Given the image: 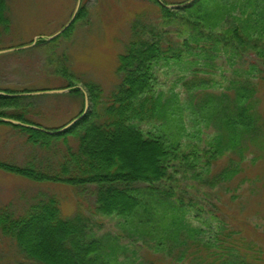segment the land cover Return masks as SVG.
Wrapping results in <instances>:
<instances>
[{
    "label": "trees",
    "instance_id": "16d2710c",
    "mask_svg": "<svg viewBox=\"0 0 264 264\" xmlns=\"http://www.w3.org/2000/svg\"><path fill=\"white\" fill-rule=\"evenodd\" d=\"M150 1L156 5L154 16L136 14L129 39L118 54V80L113 90L106 93L95 81L79 80L68 67L61 71L66 81L59 88L83 95L78 82H84L90 102L87 113L66 131L49 133L33 128L58 130L66 124L44 126L29 110L37 107L34 97L11 95L35 90L4 85L0 68V125L20 129L25 142L57 158V163L45 165L47 171L35 159L34 166L0 159V170L35 181H60L76 187L80 194L86 185H94L95 212L123 219L134 241L141 240L164 254L177 251L179 261L264 264L259 243L241 236V230L231 227L215 209H209L204 217L201 203L186 202L177 193L179 174L202 178L203 173H211L212 162L226 151L245 152L248 145L243 144L247 141L264 149V117L258 105V86L264 81V0H194L176 8L164 4L188 0ZM13 2L0 0V49L3 34L12 26ZM89 11L85 0L74 22L57 38L71 35L87 20ZM46 43L42 38L35 46ZM26 44L30 43L18 46ZM221 57L228 68L218 65ZM172 64L195 75L219 68L226 81L224 85L219 82L223 91L206 93L199 104L205 122L218 127L216 137L208 141L210 147L202 152L186 151L179 132L175 135L174 125L179 124L183 111L177 98L162 101V92L156 93L155 69ZM199 80L193 83L197 89L210 85L208 80ZM3 117L30 126L5 122ZM155 118L167 121L160 124L163 133L140 126ZM238 172L237 165H230L207 182L215 187ZM139 183L144 186L139 187ZM193 210L194 218L206 223V228L188 220L187 214ZM213 221L218 224L216 229ZM88 229L87 216L81 212L64 216L59 199L53 195L33 201L22 212H16L12 204H0V236L12 241L20 252L22 259L16 264H149L127 255L119 260L118 251L123 246L117 243L118 237H97Z\"/></svg>",
    "mask_w": 264,
    "mask_h": 264
},
{
    "label": "rangeland",
    "instance_id": "374dc122",
    "mask_svg": "<svg viewBox=\"0 0 264 264\" xmlns=\"http://www.w3.org/2000/svg\"><path fill=\"white\" fill-rule=\"evenodd\" d=\"M77 2L78 0H14L10 11L12 26L2 36L1 49L31 43L39 35L47 37L54 34L71 19ZM86 3L90 10L87 20L78 24L68 37H56L53 42L47 40L48 44L0 53V68L4 71L3 84L16 89H34L33 92L43 91L45 88L62 89L59 87L66 80L60 73L68 67L79 80L95 81L102 85L106 93L113 90L118 80L115 74L118 54L129 39L136 14L147 13L154 16L156 5L150 0H86ZM53 44L55 47L50 48L49 45ZM217 63L228 68L224 57L218 59ZM198 67L203 68L201 65ZM211 69L217 72L199 71L195 75L177 64L160 65L155 69L156 93L162 92V101L176 97L175 100L183 106L180 122L174 128H177L175 135L179 132L177 136L186 151H204L210 147L208 141L218 134V127L214 123H206L202 118L199 106L206 93L219 94L224 90L219 85L220 81L223 85L226 84L220 69ZM229 73L226 72L227 75L231 74ZM200 78L210 83L206 89L194 87L193 83L200 81ZM84 82H78L84 89L83 95L70 92L26 95L34 97L33 102L37 105L29 110L46 127L56 128L68 124L85 109L87 90ZM258 87V105L264 117V81ZM175 115L178 116V113ZM162 122L167 121L155 118L140 126L145 131L163 133L165 130L161 128ZM19 130L10 125H0L1 160L21 165L28 162L27 165L34 166L35 159L42 164V170H46L47 163L55 160L57 163V158L52 153L25 142L26 138L24 140ZM70 140L75 146L74 141ZM243 146H247L243 153L230 149L218 156L212 162L211 173H203L202 178L179 174L180 189H177V193L186 202L192 200L201 203L204 207L201 214L204 217L209 209L223 214L231 227L240 229L241 236L256 241L264 251V149L251 141L245 142ZM230 165L239 167V172L233 178L215 187L207 182V179L218 176ZM138 186L142 187L144 184L139 183ZM93 190L94 185H86L80 194L76 187L60 181H35L0 170V204H12L16 212L25 211L39 198L45 199L53 195L59 199L64 216L77 212L87 216L90 227L88 231L95 236H117V243L123 246L118 251L119 260L127 255L130 258L138 257L149 264L189 263L187 258L184 261L177 260V251L164 254L141 240L134 241L131 232L123 225V219L95 212V196L91 193ZM195 214L196 211H190L187 214L188 220L195 226L206 228V223L194 218ZM217 225L216 221L212 222L214 229ZM20 255L12 241L0 236V264H16L22 259Z\"/></svg>",
    "mask_w": 264,
    "mask_h": 264
},
{
    "label": "water",
    "instance_id": "95a60500",
    "mask_svg": "<svg viewBox=\"0 0 264 264\" xmlns=\"http://www.w3.org/2000/svg\"><path fill=\"white\" fill-rule=\"evenodd\" d=\"M193 1L194 0H188V1L184 2L183 4H164V3L163 4L166 7H169V8H176V7H180V6H187L190 3H192ZM81 3H82V0H78L77 6H76V10H75L74 14L72 15L71 19L68 21V23L63 28H61L60 30H58L54 34H52L50 36H47V37L39 35V36L35 37L34 40L30 44H26V45L19 46V47L0 49V53H5V52L11 51V50H18V49H23V48H26V47H30V46L36 45L37 42L40 39H42V38H45L46 40H53L56 37L60 36L76 19V16H77V13H78L79 8L81 6ZM80 88L82 90H84L82 87H80ZM70 90H71L70 88H62V89H54V90H43V91H38V92H21V93L11 94V95L26 96V95H34L36 93H66V92H69ZM85 96H86V98H85L86 101H85V109H84L83 113L80 116H78L75 119H73L68 124H66L65 126L59 128L58 130H46V129H44L42 127H39V126H36V125H32V127L33 128H37V129L45 130V131H47L49 133H59V132L66 131L67 129H69L71 126H73L80 118H82L87 113L88 108H89V99H88L87 95H85ZM1 119L3 121H5V122H10V123H14V124H18V125H22V126H26V127L30 126L27 123H24V122H22L20 120H16V119H13V118L3 117Z\"/></svg>",
    "mask_w": 264,
    "mask_h": 264
}]
</instances>
